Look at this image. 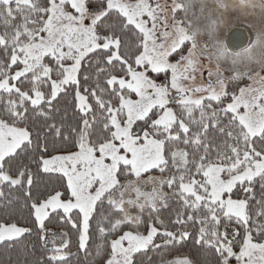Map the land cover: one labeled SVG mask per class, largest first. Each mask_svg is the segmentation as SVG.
<instances>
[{
    "label": "snow or ice",
    "instance_id": "snow-or-ice-1",
    "mask_svg": "<svg viewBox=\"0 0 264 264\" xmlns=\"http://www.w3.org/2000/svg\"><path fill=\"white\" fill-rule=\"evenodd\" d=\"M190 7L191 0H173L169 18L159 0H0V187L27 188L23 195L41 244H52L36 264H64L71 255L67 233L57 244L46 227L53 215L78 233L85 252L96 219L98 232L114 237L104 264H141L137 254L149 250L160 252V264H205L163 259V249L192 236L158 219L170 197L182 206L171 222L199 224L195 242L214 252L215 264H264V223L249 227L248 213L253 182L264 192V76L247 69L224 77L220 62L232 53L219 37L222 21L194 24L187 17ZM205 32L209 39L202 42ZM124 37L138 42L129 46ZM205 56L217 61L215 71L203 65ZM258 63L264 70V61ZM205 71L206 85H186ZM244 77L252 83L229 91L228 82ZM69 87L79 120L67 128L54 122L46 127L76 150L48 155V143L39 132L34 139L28 121L33 115L54 121L58 97ZM34 149L41 153L38 167L66 177L63 192L33 199L30 171L12 174L9 161L18 150ZM238 186L249 199H233ZM258 203L256 216L264 218V196ZM132 207L139 213L132 214ZM233 223L243 235L232 228L230 238ZM27 232L15 222H0V243ZM102 248L97 246V256Z\"/></svg>",
    "mask_w": 264,
    "mask_h": 264
},
{
    "label": "trees",
    "instance_id": "trees-1",
    "mask_svg": "<svg viewBox=\"0 0 264 264\" xmlns=\"http://www.w3.org/2000/svg\"><path fill=\"white\" fill-rule=\"evenodd\" d=\"M181 2H186V0H181ZM262 3H264V0H250V3L246 0L244 4H241V0H238V2L234 4L223 0V4L225 6L222 7L220 3H218V0H191V7L188 10L187 17L192 20L194 24L198 23L203 26L210 23L212 20L222 21V19L225 18V13H228L230 16L234 15L235 17H245L248 15L251 18L253 17L255 22L250 24L246 21L241 23V26L247 29L250 34V38L260 39L262 38L264 32V22L259 24L260 19L264 21V9L260 7ZM252 4L256 5V7H251ZM180 12H182L183 16L184 12L182 10ZM18 15L19 14H17V16ZM255 26H258V28ZM234 27L230 28L228 32ZM0 31H3L2 26H0ZM219 31L221 30L218 29V33ZM204 34L207 33L205 32ZM224 37L223 44L232 53V55L228 58L229 63L233 61L234 55H239V53L245 52L246 49L249 48L251 42L250 39L249 44L246 47L233 51L227 45V35L225 34ZM124 39L127 41L129 46L138 42L134 41L132 37H124ZM261 59L262 55L260 54L255 58L252 57L251 61L256 64ZM56 107L59 109V112L55 114L54 121L46 122L43 119H38L35 115L31 116L28 121V127L29 130L33 132L34 139L35 134L39 132L42 139L48 143V155L63 154L68 151L76 150L70 145H66L62 138L56 137L55 134L50 132L46 127L47 123L54 122L57 125L63 123L65 128H67L75 125L79 120L80 113L78 110H74L73 89L71 87L67 89V95L61 93L56 102ZM194 130L195 129L193 128V131ZM65 134H67V132H65ZM38 155H41V153H38L35 149L26 152L18 150V154L9 161V164L11 165L13 175H16V170L20 168H26L30 171L33 178V184L30 188L32 198L42 200L48 195L54 194L55 191L63 192L66 186V177H64L60 172L45 173L42 170V166H37L36 161L38 159ZM8 166L9 165L6 164V167ZM151 174L160 175L158 171H153ZM253 188L255 199H251V201L254 206H256L254 208L259 210L262 205L259 204L258 201H260L262 196H264V192L261 191L260 182L258 180L253 182ZM25 190H27V188L24 190L19 188L13 189L7 184L0 187V191H3L5 196L4 199L0 200V222H15L18 226L31 229V232L24 233L22 237L12 243H0V264H36L37 260L50 254L48 249H51V247L48 245V249H45L39 239L40 232L38 231V223L35 220L34 210L30 208V201L23 195V191ZM164 191L168 192L169 189L165 187ZM181 207L182 206L178 197H170L169 206L160 210L158 219L164 220L170 230H188L192 233V236L186 241L175 243L171 247L163 249V254L168 258L188 254L194 262L203 261L205 264H215L214 252L210 249L198 246L195 242L198 228L200 227L199 224L189 223L187 227L184 228L179 225H174L171 222L175 220V214L181 209ZM144 216L147 220V210H145ZM224 223L225 221L222 219L221 229L224 227ZM146 226L147 225L144 226V230H146ZM46 227L50 233H56V240L61 238V233H67V238L70 239V245L67 251L71 253V255L66 259L64 264H94V262H90L89 257L96 254L97 246H99L100 242L96 219H93L90 222V240L86 250L87 253H91L90 255H86L84 250L79 249L78 233L72 229L70 225L60 223L55 215L52 216L51 222L46 221ZM110 237L113 236L109 235V240ZM50 238H52L51 235H49L48 239ZM160 239L161 237H157V242H159ZM103 248L108 249L109 243L108 246H106V244L103 245ZM150 252L151 255L153 254L152 258L156 259L160 257V252L152 250ZM142 255L144 256V254H137V257L139 256L144 259ZM44 264H49L48 260L45 259ZM53 264H55V262H53Z\"/></svg>",
    "mask_w": 264,
    "mask_h": 264
},
{
    "label": "rangeland",
    "instance_id": "rangeland-1",
    "mask_svg": "<svg viewBox=\"0 0 264 264\" xmlns=\"http://www.w3.org/2000/svg\"><path fill=\"white\" fill-rule=\"evenodd\" d=\"M159 2L161 3L162 6L165 7L166 11L168 12V16L170 18L171 17V5L173 3V0H159ZM179 2H181V0H179ZM226 2L234 4V3L238 2V0H226ZM180 11L181 10H178V15L182 16V12H180ZM224 15H225V18L222 19V23L220 24V26L218 28L221 30V31H219V36H220L222 43H224L223 42V39L225 38L224 36H225V34L227 35V32L230 28H232L234 26H237V27L241 26L242 25L241 23L246 22V21L250 24L255 22L254 18L253 17L251 18L248 15L245 16L246 18L242 17V16H237V17H235L234 15L230 16V15H228V13H225ZM262 22H264V21L260 19L259 24ZM169 23H171V19H169ZM255 27L258 28V26H255ZM263 29H264V27H263ZM208 38H209L208 34H203L201 37V40H202V42L207 41ZM250 39H251V42H250L249 48L246 49L247 51L241 52V53H239V55L237 54L238 56L234 55L233 60L236 61L235 64H233V62L229 63V61H228L229 59H227L226 61L220 62V70L223 73L224 77H228V76L232 75L236 70H238L240 72H244L247 69H251L253 73L260 72V75L264 76V70H261L260 63L257 62L256 64H254V62L251 61L252 57L255 58L256 56H259L260 54L262 55V59L259 61H264V32H263L262 38L256 39V38L251 37ZM209 51H212V49L210 48ZM253 54L256 56H254ZM202 63L206 68L210 67L213 71L216 70L217 61L215 59H212L210 62L208 60L207 56H205L202 60ZM185 83L188 87H196V86H200L202 84L206 85L208 83L206 71H205V74L203 77L197 75V78L194 82H185ZM250 83H252V82L250 80H248L247 77L242 78L238 82H228L229 91H231L235 87H242V86H245V85L250 84ZM197 95H199V94H197ZM133 98H136V97H133ZM173 107L175 108L176 106L173 105ZM153 175L159 176L158 174H153ZM165 175H167V173H165ZM145 190L150 191L151 186L150 185L146 186ZM233 199H249V195L245 194L243 192L242 188L240 186H238L236 189H234ZM254 207H256V206H254L251 199H249L248 213L252 217V220L250 221L249 227H254V224L252 223V221L259 220L261 223H264V218H260V217L256 216L258 209L254 208ZM129 210L131 211L132 214H138L139 213V209H137L135 207H132ZM7 223H9V222H7ZM105 226H107V225H105ZM232 228H239L241 235H243V228H240L236 224H231L228 227V232H229L230 238H231ZM123 230L127 231L129 229L124 228ZM223 230H224V227H222L221 231H223ZM140 231H145L144 227H141ZM98 234H99L98 236L100 238L99 245H105L106 244V246H108V243H110V240L114 238V237H110V240H109V236H102L99 232H98ZM254 236H255V232H254ZM106 237H107V239H106ZM52 239H53V237L50 238L49 241H51ZM56 242H57V244L61 243L62 238L57 239ZM48 245L52 248L51 243H49ZM107 250L108 249L102 248L99 256H97L96 254L90 256L89 257L90 262H94V264H104L103 257H104V254ZM150 251L151 250L148 251L147 255H144V256L142 255V257H144V259L139 257V256L138 257L136 256V259L139 260L141 262V264H149L148 257L153 256V254L151 255ZM185 257L191 259L188 254H185L182 256L170 257V258H168L166 255L163 254V259L166 261H171V260H174L176 258H185ZM151 264H160V257L156 258V259L152 258Z\"/></svg>",
    "mask_w": 264,
    "mask_h": 264
},
{
    "label": "water",
    "instance_id": "water-1",
    "mask_svg": "<svg viewBox=\"0 0 264 264\" xmlns=\"http://www.w3.org/2000/svg\"><path fill=\"white\" fill-rule=\"evenodd\" d=\"M250 35L244 27H235L227 34V45L233 50H240L249 44Z\"/></svg>",
    "mask_w": 264,
    "mask_h": 264
}]
</instances>
